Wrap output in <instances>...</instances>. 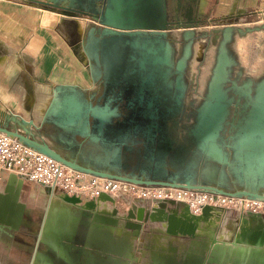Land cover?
<instances>
[{
	"label": "water",
	"instance_id": "obj_1",
	"mask_svg": "<svg viewBox=\"0 0 264 264\" xmlns=\"http://www.w3.org/2000/svg\"><path fill=\"white\" fill-rule=\"evenodd\" d=\"M40 3L51 6L52 10L57 7L53 0ZM167 8L166 0H106L94 15L97 25L88 26V38L115 45L121 40L124 47L139 50L136 75L140 87L134 84L126 90H117L116 98L107 88L102 98L91 100L85 99L75 86L59 84L53 88L52 107L46 119L69 137L59 142L82 148L87 141L108 133L113 143L123 149V154L117 152V156L113 154L110 158L106 153L99 162L103 167L94 169L83 164V160L69 159L45 140L38 139L43 128L33 120L10 112L4 114L1 110L0 120L3 115L5 118L0 121V132L72 169L99 177L145 187L188 189L264 202V68L262 74L254 77L246 76L241 67L234 78L232 69L236 60L229 48L235 32H244L233 25L246 11L240 9L235 20L224 22V28L213 34L195 30L179 33L180 40L186 44L181 52V47L169 39L172 29L167 21ZM61 14L79 18L65 9ZM246 31L264 32V25L247 27ZM198 37L212 43L219 39L207 87L199 100L190 92L197 80L192 61L196 58L194 42ZM203 46L198 58L204 52ZM130 57L133 56L128 55V60ZM30 92L31 100L25 109L28 112L32 111L34 102V93ZM167 132L173 135V141L165 138ZM24 184V180L12 173L0 190V233L11 238L28 214V205L20 201ZM232 186L238 190L232 192ZM60 201L70 205L81 203L77 197ZM107 203L116 205L114 199L103 194L96 202L79 208L81 217L76 218L81 220L79 228L76 223L57 219L53 214L54 204L50 202L30 264L55 261L78 264L82 256L83 264H92L87 257L94 253L104 257L99 264H136L140 258L135 256L133 244L147 224H163L165 232L174 237L195 239L199 235V224L183 213L191 212L187 204L161 199L151 206L149 201H144L130 204L128 210L115 206L109 212L104 205ZM216 211L220 217L222 211L229 212L205 206L202 218L209 221ZM234 212L238 220L231 238L223 241L212 238L205 241L207 249H200L205 263L264 264V224L247 226L244 218L240 221L241 216ZM253 216L260 219L264 214ZM114 234L123 237L124 243L116 241ZM40 246H45L47 252L37 251ZM218 248L225 252L217 257ZM234 248L247 249L239 261L229 259L226 253ZM72 249L81 252L75 260L69 257ZM190 251L194 249L186 252Z\"/></svg>",
	"mask_w": 264,
	"mask_h": 264
},
{
	"label": "crops",
	"instance_id": "obj_2",
	"mask_svg": "<svg viewBox=\"0 0 264 264\" xmlns=\"http://www.w3.org/2000/svg\"><path fill=\"white\" fill-rule=\"evenodd\" d=\"M38 1L44 3L47 0H0V110L4 114L10 112L14 115L24 116L42 126L43 132L38 139L45 140L69 159L78 162L83 160V164L94 169L103 167L99 162L101 158H105L106 153L110 158L113 154L117 156V152L123 154V149H119L118 144L113 143V138L108 133L87 141L85 147L70 146L68 142H59L60 139L66 141L69 137L52 121L48 122L46 119V114L52 107L55 85L75 86L82 92L83 97L89 100L93 97L100 99L106 94L107 85L112 82L114 77L108 76L101 60L99 61L88 52L90 39L87 37V31L90 24H97L94 18L88 16L66 17L60 11L42 8L43 4ZM236 5L249 13L246 19H250L252 15L264 13L261 0H204L203 12L208 14L209 18L215 19L228 14ZM209 7L212 8V11L208 10ZM247 25H250V22ZM205 28L207 27L201 28V30ZM260 33L264 34V32L255 34ZM201 43L205 46L201 49L204 52L199 58H194L192 61V63L196 62L197 80L190 92L192 97L197 100L201 99L205 93L210 71L214 64V59L209 57V46H211L209 40L202 39ZM130 78L132 81L136 80L140 87L139 77L127 76V79ZM115 79L118 80V76ZM26 81L28 82L26 83ZM109 89L112 96L116 98L117 90H114L113 87ZM30 91L34 93V102L32 111L28 112L26 110L28 100H31L29 98ZM4 116L1 118V122L4 121ZM120 120H123V117ZM165 138L170 141L174 140L173 135L169 132L165 133ZM121 158L120 154L119 159L121 160ZM6 179V177L0 179V190L4 189ZM29 183L25 182L24 184L20 199L22 203L28 206H38L43 220L45 211L48 209L49 203L52 202L54 204L53 214L57 219L61 218L67 224L76 223L80 228L81 220H76V218L81 217L79 208H84L85 205L63 203L60 201L63 197H50L49 193H46V189L41 186H37L33 193L28 192ZM143 202L126 199L123 202V207L128 210L130 204H142ZM108 204L109 206H106L109 212L115 206H120L118 203L116 205ZM149 205L151 206L152 203ZM114 237L116 241L124 243L123 237L115 234ZM207 240L201 235L195 239L170 236L165 232L163 224L155 223L147 224L133 245L140 258L138 264H144L140 262L142 259L144 261V258L147 260L146 256L147 258L152 255L156 257L159 255L180 256L189 249H207L204 247ZM16 249H18L17 252ZM23 249L28 248L16 244L11 237L0 233V264H30V258L25 259L20 254ZM143 255L144 258H142Z\"/></svg>",
	"mask_w": 264,
	"mask_h": 264
},
{
	"label": "built area",
	"instance_id": "obj_3",
	"mask_svg": "<svg viewBox=\"0 0 264 264\" xmlns=\"http://www.w3.org/2000/svg\"><path fill=\"white\" fill-rule=\"evenodd\" d=\"M12 173L24 182L49 189L50 197L55 194L63 198L77 197L81 201L79 204L83 205L91 201L96 202L105 194L114 199L120 209H125L123 202L126 199L149 201L152 204L163 199L187 204L191 211L192 208L200 209V214L205 206L233 211H239L238 208H241L244 213L264 214V202L245 197L180 188L145 187L78 171L28 147L17 138L0 132V179L8 178Z\"/></svg>",
	"mask_w": 264,
	"mask_h": 264
},
{
	"label": "flooded vegetation",
	"instance_id": "obj_4",
	"mask_svg": "<svg viewBox=\"0 0 264 264\" xmlns=\"http://www.w3.org/2000/svg\"><path fill=\"white\" fill-rule=\"evenodd\" d=\"M57 7L53 9V11H62L63 9L72 11L73 13H76L79 17L88 16L91 18H94V15L99 12L103 6V3L106 0H53ZM167 1V21L169 26L172 29V32L170 34V41L173 42V44L176 47H181V52H184L186 49V44L182 43L180 40V34L183 31H189V30H195V31H202L201 28L207 27L208 25L212 24H222L224 26V22H227L229 20H235L236 16L239 14L240 8L236 5L235 7H232V10L225 14L222 17L217 18H209L208 14L203 12V5L204 0H166ZM47 3V2H45ZM44 8L48 10H52L51 6L43 5ZM249 16V13L246 12L245 15H242L239 18V22H236L237 24L233 25L235 27H238V23H240L243 19H246ZM254 15H252L253 17ZM259 25H264V22H261ZM258 26V25H256ZM180 33V34H179ZM256 33V32H254ZM179 34V35H178ZM252 34V33H251ZM90 39V45L88 48V52L91 55H94L95 58H97L99 61L101 60L102 66L104 70L106 71L108 76L114 77L112 80V85H107L108 89L110 87H113L114 89L120 91V90H126L128 87H132V85L137 84V81H132L131 78L127 79V76H135L137 73L138 68V49H132L130 47H124L123 42L119 40V42L115 44L109 43L107 40H96V39ZM123 40V39H122ZM202 42V38L198 37V39L194 42V52H196L197 48V42ZM202 44V43H201ZM219 45V44H218ZM201 45L198 46V51L200 49ZM130 48V49H129ZM238 54V52H237ZM128 55H131L133 57H130L128 60ZM215 55H216V49H215ZM197 58V56H195ZM239 57V54H238ZM236 60V59H235ZM240 67H243L245 70L246 76H254L251 73L248 72V69H246L240 62ZM127 69V70H126ZM247 70V72H246ZM239 70L234 71V78L238 77ZM116 76H118V80H116ZM245 78V76H243ZM255 77V76H254ZM231 191L235 192L238 189L235 186L231 187ZM31 207L35 208L33 210ZM41 212L38 206L36 205H30L28 206V214L26 215V218L24 222L21 225V228L18 232L13 233L14 237L12 238L16 244H21L23 247L28 249H23L20 251L21 255L27 259L28 257L31 258V256L34 254L36 249H33L36 242V236L39 231L42 217ZM18 249H16V252ZM39 252L46 253L47 249L45 246H40L39 249H37ZM135 256H138L137 251L135 252V249L133 250ZM81 252L79 249H72V252L70 253L71 260H75L76 255H80ZM90 256V257H89ZM87 258L90 259V262L92 264H99V262L104 259L103 256H101L98 253H94L93 255H89ZM142 257V256H141ZM143 258V257H142ZM144 261L141 260L140 263L144 264H207L205 263V257L201 253L200 249H195L194 251L190 252H184L180 256H171V255H159V256H146ZM85 258L82 256L81 261L78 264H83ZM49 263V262H47ZM137 262L136 264H138ZM54 264H61L58 261H55Z\"/></svg>",
	"mask_w": 264,
	"mask_h": 264
},
{
	"label": "rangeland",
	"instance_id": "obj_5",
	"mask_svg": "<svg viewBox=\"0 0 264 264\" xmlns=\"http://www.w3.org/2000/svg\"><path fill=\"white\" fill-rule=\"evenodd\" d=\"M48 1L49 0H47L46 2ZM261 1H262V5L264 8V0H261ZM214 8L215 6L213 7V10ZM208 10L212 11V8L209 7ZM249 22H250V25H247ZM261 22H264V13L256 14L254 17H251L250 19H245L241 21L240 23H238V27H241L244 32L241 33L242 35L238 32H235L233 40L231 41L229 45V48L232 51V56L234 57V59H236V65L232 69V72H234L235 70H241L239 58H240L241 64L246 69H248V72L251 73L252 75H258L263 70L264 68V38H263L264 34L262 33L260 34L252 33L251 34V33H247L246 31L247 27H254L255 25H259ZM222 28H224L222 24H218V25L210 24L207 26V28L202 29V31L207 32L209 34H213L214 31L218 29H222ZM218 40L219 39H217L216 43L215 42L212 43L209 40V43L211 45L209 46L210 48L209 57H211V59H214L215 49L217 48L218 43H219ZM240 40H243L245 42L246 54L244 56L239 51V41ZM199 45H201V43L198 41L195 56H198L199 54L198 53ZM237 52L239 54V57H238ZM192 66H193V70L196 71L197 70L196 62L192 63ZM37 186L39 185L34 184V183H29L27 186V191L33 193L34 189H36ZM104 205L109 206L108 203ZM31 208L35 210V208L33 207ZM192 210L193 211H191L190 213H186V212H183V213L187 217H189L190 219H193L196 223L199 224V227L201 228L199 229V235H201L202 237H205L208 240L214 238V239H219L220 241H223V240H229L231 238L232 232L238 220L237 215H235V212L233 210H229V212L227 211L228 213L226 211L223 213L222 211L221 212L223 214L222 217H220L219 216L220 213L216 211L214 216L211 217L209 221H205V219L202 218V215L200 214L201 213L200 209L192 208ZM238 210L239 211L241 210L240 212L236 211L241 216L240 221H242V218H244L243 221L244 223H247L246 224L247 226H253L261 222L264 224V216L259 219L256 216H253L254 214H257V213H250V212L244 213L245 211L241 208H238ZM243 215L245 216L243 217ZM246 251L247 249L234 248V249H228L226 253L229 254V259L233 261L234 260L239 261L240 259L244 257V254L246 253ZM224 252H225V249L218 248L215 250L217 257L222 256Z\"/></svg>",
	"mask_w": 264,
	"mask_h": 264
},
{
	"label": "bare ground",
	"instance_id": "obj_6",
	"mask_svg": "<svg viewBox=\"0 0 264 264\" xmlns=\"http://www.w3.org/2000/svg\"><path fill=\"white\" fill-rule=\"evenodd\" d=\"M239 51L240 53L244 56L246 54V47H245V42L243 40L239 41ZM54 196V195H53ZM55 196H57L55 194ZM201 229V228H200Z\"/></svg>",
	"mask_w": 264,
	"mask_h": 264
}]
</instances>
